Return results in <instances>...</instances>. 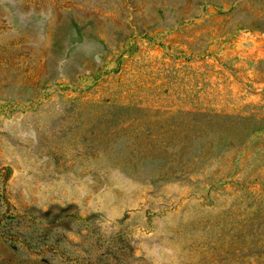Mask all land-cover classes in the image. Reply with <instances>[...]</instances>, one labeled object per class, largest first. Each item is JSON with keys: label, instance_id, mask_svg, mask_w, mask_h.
Returning a JSON list of instances; mask_svg holds the SVG:
<instances>
[{"label": "rangeland", "instance_id": "1", "mask_svg": "<svg viewBox=\"0 0 264 264\" xmlns=\"http://www.w3.org/2000/svg\"><path fill=\"white\" fill-rule=\"evenodd\" d=\"M0 264H264V0H0Z\"/></svg>", "mask_w": 264, "mask_h": 264}]
</instances>
